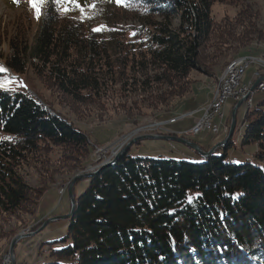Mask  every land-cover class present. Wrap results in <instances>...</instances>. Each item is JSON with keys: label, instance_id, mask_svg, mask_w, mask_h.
<instances>
[{"label": "trees", "instance_id": "1", "mask_svg": "<svg viewBox=\"0 0 264 264\" xmlns=\"http://www.w3.org/2000/svg\"><path fill=\"white\" fill-rule=\"evenodd\" d=\"M227 1L241 2L242 8L235 18L225 15V26L215 33L217 50L231 41L245 48L261 40L264 30L249 0L120 3L138 17H162L159 32L144 37L120 30L105 2L86 11L90 18L62 13L50 2L22 49L23 62L14 57L7 63L19 72L28 65L38 68L62 93L87 103L109 81L122 82L133 51L145 53L151 67L176 82L170 95H182L196 82L190 74L204 65L202 45L219 26L212 7ZM238 24L242 31L234 37ZM101 25L105 30H93ZM138 40L143 49L134 47ZM168 92L158 100L165 103ZM244 123L243 144L257 143L263 165L233 163L226 153L191 162L125 152L103 166L75 195L62 239L66 244L52 249L45 264H264V101L247 109ZM0 136L16 137L14 142L0 140V210L7 214L39 205L50 188L35 195L18 174L21 165L56 146L61 157L74 163V153L88 143V136L57 109L24 90H0ZM195 193L201 195L189 203L187 196ZM235 193L242 195L234 199Z\"/></svg>", "mask_w": 264, "mask_h": 264}, {"label": "rangeland", "instance_id": "2", "mask_svg": "<svg viewBox=\"0 0 264 264\" xmlns=\"http://www.w3.org/2000/svg\"><path fill=\"white\" fill-rule=\"evenodd\" d=\"M50 2L51 0H46V3ZM78 2L85 11L92 10L90 5L93 3L97 7L105 2L116 26L126 31L127 35L135 33L138 37H144L147 34L159 32L158 22L162 20L161 16L141 18L132 9L123 7L125 5L114 4L109 0H78ZM247 2H250L254 10L258 12V24L264 30V0ZM238 3L241 2H216L213 5L211 12L219 26L215 27L213 34L202 45L200 54L204 59V65H200L201 67L191 72L190 78L196 82L186 93L170 95L173 93L171 86L174 88L176 84L170 79V74L167 73L164 77L158 69L151 67L145 53L135 54L136 52L133 51L128 63L131 69L125 70L124 74H126L122 82L109 81L108 85L102 87L100 95L90 98L87 103H79L73 97L62 93L48 79H44L45 76L39 73L41 71L38 68L28 65L23 69L24 71L19 72L8 65L7 62L14 57L22 59L23 62L22 49L28 45L39 27L43 6L41 15L37 18L27 0H19L18 3L16 0H0V65L8 70L6 74L0 73V77L4 75L14 77L13 87L16 90L29 91L35 96L42 97L69 119L73 126L88 136V143L74 153V163L61 157L58 153L61 148L56 146L49 148L43 157L32 159L18 168L19 176L34 189L35 195L38 196L45 187L50 186V188L40 199L39 205L28 204L14 214H7L0 210V255H2L0 258L10 252L11 244L18 235L34 232L33 235L19 239L11 255L17 264H45L49 261L51 250L66 244L62 239L68 234L69 218H63V216L70 212L72 206L69 189L71 188L74 198L75 195L79 196L83 193L91 180V176L88 177L87 174H97L103 166L110 165L109 162H112L125 146L128 147L125 152L132 157L206 161V157L184 142L139 137L146 134L168 135L170 130L177 129V132L190 131L192 134L186 135L187 139L198 140L200 137H192L195 126L192 128L189 118H193L194 115L204 116V112L214 100L216 88L219 87L218 80L229 64L248 56L253 57V61L250 62L248 69H245L242 77L244 83L241 80V84L248 87L258 80L257 77L264 76V62L262 64L259 62V58H264V36L261 40H251L245 48L239 46L238 42L232 41L218 50L216 48L219 43L216 41L215 33L225 26L223 22L225 15L231 18L236 17L242 8V5ZM68 6L72 8L74 15L82 17L80 8ZM173 23L178 26L179 19H174ZM241 31L242 26L238 24V27L233 28L232 35L240 36ZM133 45L136 50L144 48L141 40ZM256 73L259 75L248 81L247 77L250 74L253 77ZM160 78L164 79L160 80ZM168 90V95L165 96L166 102L162 103V99L160 101L158 97ZM248 91L249 97L243 98V101L252 99L251 109L264 101L263 91H253L251 88H248ZM236 103V99L228 97L225 105L221 106L220 114L216 113L212 116L211 126L217 127L216 123L220 120L222 113H224V122L230 123ZM199 105H203V108L195 109ZM247 109V102H244L238 110L236 130L233 138L229 140L233 144L230 147L229 145L220 147L215 154L226 153L227 159L233 163L239 161L238 164L252 162L263 165L257 156V143L243 144ZM207 127L205 123L200 129L205 130ZM209 132L205 130L202 134L209 135ZM196 155L200 158L195 157ZM47 159H49L48 163H44ZM77 175L78 178L73 182Z\"/></svg>", "mask_w": 264, "mask_h": 264}, {"label": "water", "instance_id": "3", "mask_svg": "<svg viewBox=\"0 0 264 264\" xmlns=\"http://www.w3.org/2000/svg\"><path fill=\"white\" fill-rule=\"evenodd\" d=\"M252 78H256V77H254V75H253V77ZM256 79H258V80H255L254 81V84L250 87L251 88V90H253V91H256V90H259V91H263V90H260V89H258V84L261 82V81H264V76L263 75H260L259 77H257ZM264 92V91H263ZM251 96V95H250ZM249 97V96H248ZM248 101H252V99H250V100H248ZM248 101L247 100H245V101H243V98H241V99H239L238 101L236 100V105L234 106V109H233V112H232V119H231V121H230V123L228 122V126H229V129H227V135H226V137L224 138V139H222V140H220V141H217L216 142V144H213L212 146H211V149H204V148H202L201 147V145H199L197 142H195L194 140H191V139H187V136L189 135V134H192L190 131H186V132H182V134L180 135V134H177V133H171V132H169L170 134H168V135H158V134H146V135H144V136H141V137H139V138H163V139H173V140H178V141H181V142H184V143H186V144H188V145H190V146H192L195 150H197V152L198 153H200L201 155H203L204 157H206V159H207V157H209L210 155H213L214 153H217V151L219 150V148L220 147H222V146H226V143L231 139V138H233V136H234V133H235V130H236V126H237V113H238V110H239V108H240V106L242 105V103H244V102H247V105L250 107L251 106V104H252V102H250V103H248ZM208 104H210V103H208ZM225 105V104H224ZM234 105V104H233ZM205 113V112H204ZM223 115H224V113H222V115H221V117L219 118V119H223ZM202 118V116L201 117H198L197 118V120L195 121V123L193 124V126H192V128L194 127V126H196V125H198V123H199V121H200V119ZM216 122V121H215ZM214 122V123H215ZM217 124V123H216ZM192 128H190V129H192ZM205 130H209L210 132H213V134H215V135H217V133L219 132V125L217 124V130L216 131H213V128H206ZM205 130H201V131H199L198 133H194L193 134V136L194 135H197V134H199V133H201L202 131H205ZM187 135V136H186ZM136 139H138V138H136ZM134 141V140H133ZM128 149V147L127 146H125L124 148H123V150L122 151H120V152H118L117 153V155L115 156V159L112 161V162H109L110 164H112V163H114V162H116L117 161V159L126 151ZM107 164V163H106ZM105 164V165H106ZM109 165V164H108ZM94 174L95 173H90V174H87V176L89 177V176H94ZM80 177V176H79ZM78 178V175L76 176V178L73 180V182H75L76 181V179ZM69 192H70V194H71V196H72V206H71V210H70V212L67 214V215H65V216H63V218H71V216H72V214H73V212H74V210H75V207H76V200H75V198H74V196H73V194H72V190H71V188L69 189ZM34 234V232L33 233H29V234H20V235H18L16 238H15V240L12 242V244H11V247H10V253L13 255V251H14V246H15V244H16V242L19 240V239H21V238H23V237H25V236H30V235H33Z\"/></svg>", "mask_w": 264, "mask_h": 264}, {"label": "built area", "instance_id": "4", "mask_svg": "<svg viewBox=\"0 0 264 264\" xmlns=\"http://www.w3.org/2000/svg\"><path fill=\"white\" fill-rule=\"evenodd\" d=\"M251 61H253V58H251V56H248L245 59H241V60H235V65L232 69L229 70H224L223 75L221 76L222 78V86H224L225 89V97L224 98H216V92H215V97L213 102L209 105V107L207 108V111L203 114L204 116H202V118L200 119L198 125L195 126L194 130L196 132L201 131V127L203 126V124L205 125V123L207 124V128H213V131L217 130V127L215 125L211 126V118L212 116H214L216 113H219V102L220 99H227L228 97L233 98V94H232V85L234 84L235 80H236V75L240 74L241 69L243 68V65H250ZM248 88H250V86H246V89L241 92L240 94V98H234L236 100H239L241 98H247L250 94V92L248 91ZM258 89L263 90L264 91V81H261L259 83ZM248 101V99H247ZM251 101H248V103H250ZM0 264H17V261L15 260V258L11 255L10 252H8V254H5L4 256V261L3 263Z\"/></svg>", "mask_w": 264, "mask_h": 264}, {"label": "snow or ice", "instance_id": "5", "mask_svg": "<svg viewBox=\"0 0 264 264\" xmlns=\"http://www.w3.org/2000/svg\"><path fill=\"white\" fill-rule=\"evenodd\" d=\"M16 2L18 3L19 0H16ZM51 2H53L62 13H68L69 11L72 10L71 7H69L68 5H72L73 7H78L80 8L82 17H86V18H90L87 17V13L85 11V9L83 7L80 6L78 0H51ZM117 3H125L126 0H116ZM27 3L29 4L30 7H32L35 11L36 17L39 18L41 15V8L42 6H44V4L46 3V0H27ZM61 5H64L63 7H60ZM90 7L92 9H95L96 5L93 3L92 5H90ZM106 26H99L96 29H93L94 31H102L105 30ZM133 35H135V33H133ZM8 70L7 68H5L4 66L0 65V73H7ZM15 78L14 77H8L7 75H4L2 77H0V90L5 91V92H12L15 91L16 89L13 87V80ZM16 137H12V136H0V140H8V141H15ZM237 163H239V161H237ZM200 193H195V194H189L187 196V200L189 203H194L195 200L200 196ZM240 195H242V193H235L232 194L234 199H238L240 197Z\"/></svg>", "mask_w": 264, "mask_h": 264}, {"label": "crops", "instance_id": "6", "mask_svg": "<svg viewBox=\"0 0 264 264\" xmlns=\"http://www.w3.org/2000/svg\"><path fill=\"white\" fill-rule=\"evenodd\" d=\"M248 81L250 79H252L251 77V74L247 77ZM208 105V104H207ZM203 105H199L197 108L195 109H202ZM202 114V113H201ZM200 114V115H201ZM198 116L194 115L193 118H189L190 121H191V126L195 123V121L197 120V118H195ZM225 118V117H224ZM177 123V122H176ZM175 123V124H176ZM217 124L219 125V132L217 133V135L213 134V132H209V135L206 133V134H202L203 132L205 131H202L201 133H199L198 135L196 136H192V137H200L198 140H195V142H197L199 145H201L202 148L204 149H209L214 143H216L217 141H219L220 139H223L226 137L227 135V122H224V119H220ZM188 129V128H187ZM171 132H174V133H177V134H182V131L181 130H178V131H181V132H177V129H174L173 130H170ZM195 157L197 158H200L198 155H196Z\"/></svg>", "mask_w": 264, "mask_h": 264}, {"label": "bare ground", "instance_id": "7", "mask_svg": "<svg viewBox=\"0 0 264 264\" xmlns=\"http://www.w3.org/2000/svg\"><path fill=\"white\" fill-rule=\"evenodd\" d=\"M253 58V57H252ZM262 58V59H261ZM259 58V62L262 64L264 62V58L261 57ZM235 62V61H233ZM233 62L231 64H229L225 70H229V69H232L235 65V63L233 64ZM249 67V65H244L243 68L241 69V72L240 74L236 75V80L234 82V84L232 85V94H233V98H240V94L241 92H243L245 89H246V85H243L241 84V80H242V83H244V79L242 78L243 75L245 74V69L247 70ZM261 67V66H260ZM259 75V73H256L254 75V77H257ZM220 80H218V85L219 87L216 88V98H224L225 97V89H224V86H222V79L221 77L219 78ZM225 100L226 99H220V102H219V112H220V109H221V106H223V104L225 103ZM251 107V106H250ZM248 106V108H250ZM194 133H198L194 130ZM8 254V253H7ZM2 255H0L1 257ZM5 256V255H4ZM4 256L3 258H0V263H3L4 261Z\"/></svg>", "mask_w": 264, "mask_h": 264}]
</instances>
